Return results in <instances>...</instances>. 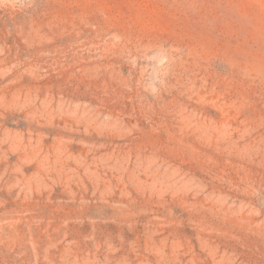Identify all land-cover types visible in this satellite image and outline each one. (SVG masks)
Returning a JSON list of instances; mask_svg holds the SVG:
<instances>
[{"label":"rangeland","instance_id":"1","mask_svg":"<svg viewBox=\"0 0 264 264\" xmlns=\"http://www.w3.org/2000/svg\"><path fill=\"white\" fill-rule=\"evenodd\" d=\"M0 264H264V0H0Z\"/></svg>","mask_w":264,"mask_h":264}]
</instances>
